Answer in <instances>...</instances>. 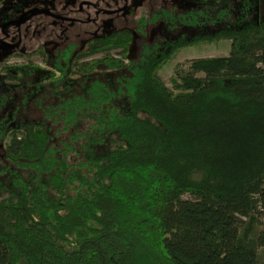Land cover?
Returning <instances> with one entry per match:
<instances>
[{"label": "trees", "instance_id": "1", "mask_svg": "<svg viewBox=\"0 0 264 264\" xmlns=\"http://www.w3.org/2000/svg\"><path fill=\"white\" fill-rule=\"evenodd\" d=\"M150 22L175 37L143 34L133 58L130 30L85 60L0 53V264H264V0ZM223 41L228 56L161 80L183 49ZM39 92L62 99L28 109Z\"/></svg>", "mask_w": 264, "mask_h": 264}, {"label": "flooded vegetation", "instance_id": "2", "mask_svg": "<svg viewBox=\"0 0 264 264\" xmlns=\"http://www.w3.org/2000/svg\"><path fill=\"white\" fill-rule=\"evenodd\" d=\"M165 2L166 0H144L141 4V9L139 10L137 17H133L134 13L128 10L129 0H77L70 6L69 4L66 5L70 7L68 8V12H55L51 10L49 11L41 7L21 12L11 11L7 9L4 11L5 16L0 21V41L16 47H13L11 49H0V53L4 55L11 54L12 56L19 54H23L24 56L31 55V57L40 56L43 61L48 60V55L46 54V51L43 49V47L39 44V42L36 50L32 53H29L27 51L28 48L25 47L22 43V40H25V37L28 36L31 37L32 41H35L33 40V38H37L38 40L40 39L31 33V30L33 29H40L42 30V32H46L45 38L48 37L47 27L42 26L41 28H37L32 22L33 17H40L42 15L45 16L44 19L50 21L52 20L54 22L53 28L59 30V32L57 33L58 41H54L52 39L48 40L50 42H57L56 50H54V52L50 54L52 56L51 62L55 58L56 52L63 53L64 51L69 50H72L71 57H81V60H85V51L89 49V47L98 39L126 30L133 31V39L135 45L131 49V52H133L134 50V53L136 55V43L138 40H145L143 34H146V40H152L157 36L175 37L174 33L168 34V32L164 28L165 26L161 27L162 31L157 33V35H151L147 31L148 27H159L158 24H152L150 22L152 13L155 10L165 8L167 10H173L177 13L184 12V10L179 11L174 7L163 5V3ZM3 3L4 2L0 4V9L3 6ZM124 13L126 15L122 16ZM14 14L16 15V19L15 22L12 23L11 17ZM147 14H149L148 17H146ZM5 19L9 20L7 22H2ZM131 19H136L137 21V24L134 28H128V26H126ZM142 19H144L145 21L143 25L141 24ZM49 24L50 23L48 22V25ZM66 25L69 26L67 29H61V26ZM1 26L3 27L1 28ZM22 27H24L23 30ZM49 28H51L50 25ZM106 29H110L112 30V32L107 35H101V32L105 31ZM60 34H62V38L59 37ZM37 51H39V53H36ZM110 55L114 58L120 59V57L118 56V51H111ZM100 56L101 55H97L90 59L99 58ZM124 62L127 63L126 60Z\"/></svg>", "mask_w": 264, "mask_h": 264}, {"label": "rangeland", "instance_id": "3", "mask_svg": "<svg viewBox=\"0 0 264 264\" xmlns=\"http://www.w3.org/2000/svg\"><path fill=\"white\" fill-rule=\"evenodd\" d=\"M76 1L77 0H4L3 6L0 9V21L5 16L4 11L7 9L11 11L21 12V11H27L29 9L31 10V9H36L37 7H41L49 11L51 10L55 12L56 11L68 12L69 10L68 8H70L69 6L72 5V3L74 4V2ZM143 1L144 0H129L128 10L134 13L133 17H137V14L139 13V10L141 9V4L143 3ZM68 4L69 6H66ZM191 4H192V0H166V2L163 3V5L174 7L175 9L179 11L188 9L191 6ZM125 13L122 16H125L126 15ZM41 16L33 17L32 22L37 28L39 27L41 28L42 26L47 27L48 37L45 38L46 32H42V30L40 29L39 30L33 29L31 30V33L40 39L38 40L37 38L35 39L33 38V40L35 41H32L31 37L28 36V37H25V40H22V43L24 44L25 47L28 48L27 51L29 53H32L36 50L38 46V42H39V44L43 47V49L46 51V54L48 55L47 62L50 63L51 58H52L50 54H52V52L56 50L57 42H50L48 40L52 39L54 41H58L57 33L59 32V30L53 28L54 22L52 20L50 21V20L44 19L45 16H42V17ZM148 16L149 14L146 15V17ZM15 19H16V15L14 14L11 17V22L14 23ZM48 22L50 23L49 25L51 26V28H49ZM136 24H137L136 19H131L130 22L126 26H128V28H134ZM2 27L3 26H1V28ZM61 27H60L61 29L63 28L67 29L69 26L66 25V26H61ZM23 29L24 27H22V30ZM147 31L151 35H157V33L162 31V28L161 27H157V28L148 27ZM111 32L112 30L106 29L105 31L101 32V35H107V34H110ZM59 37L62 38L63 37L62 34H60ZM229 51H230V42L228 41L219 42L217 44L198 45L195 47H189V48L183 49L175 56V58L170 63H168L165 67L161 69V71L159 72V76L161 80L164 82V84L168 88H171L170 79L175 74V71L179 68L186 69L187 63L189 61L193 59H199V58H222V57L228 56ZM8 56L10 57L12 55L8 54ZM134 56H135V53L133 50V52H130V57H134ZM10 58L11 59L9 61V64L21 65V64L29 63V64H34V65H38L41 67H45V63L43 62L40 56H32L30 58L12 56ZM46 94L47 96H44L42 92H39L34 95L28 94L27 108L32 109L35 106H37V103L35 102L36 99H39L38 101H41L40 105L42 107H45L47 102H51L52 104L55 105L57 102H59L61 98V95L60 97H56L50 92H46L45 95ZM66 98L68 97L64 96V101L66 100ZM37 114L39 115L40 111H37Z\"/></svg>", "mask_w": 264, "mask_h": 264}, {"label": "water", "instance_id": "4", "mask_svg": "<svg viewBox=\"0 0 264 264\" xmlns=\"http://www.w3.org/2000/svg\"><path fill=\"white\" fill-rule=\"evenodd\" d=\"M13 47H16V46H11V45L6 44L5 42L0 41V49H11Z\"/></svg>", "mask_w": 264, "mask_h": 264}]
</instances>
